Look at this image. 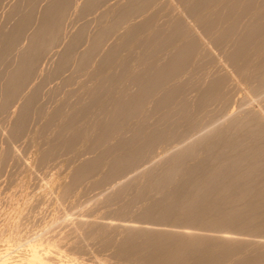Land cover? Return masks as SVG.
Masks as SVG:
<instances>
[{"label": "rangeland", "instance_id": "1", "mask_svg": "<svg viewBox=\"0 0 264 264\" xmlns=\"http://www.w3.org/2000/svg\"><path fill=\"white\" fill-rule=\"evenodd\" d=\"M258 1L0 0V263H27L25 260L31 247L37 245L38 249L49 247L51 255L46 253L49 264H67L70 259L69 264H163L166 259L162 258L168 256L164 252L167 249L174 252L178 248L183 249L180 256L184 258L178 256L173 260L174 264L178 259H182L180 264H187L191 258L188 264H193L195 257L194 264H201L202 258H205L203 264H264V211H260V207H264L261 205L262 198L264 201V0ZM56 5H59L56 8L59 12ZM33 37L40 40H33ZM31 48H35L34 53ZM66 59L68 66H65ZM202 93L207 94L203 97ZM249 131L256 139L254 142L241 139L235 144L228 140L218 143L226 132L227 137L234 135L232 139L238 140ZM211 164L217 168L223 166L224 174L221 173L216 180L214 177L210 179L212 171L210 178L204 173L205 167L210 168ZM240 168L241 172L238 171ZM172 169L178 171L171 175L169 171ZM228 174L225 183L218 181L224 176L227 178ZM237 182L238 187L243 185L241 189H226V185L235 187ZM255 183L263 184L259 187V191L263 187V195L261 191L255 194ZM177 198L183 204H177ZM230 209H240L236 212H241L235 216V211L231 213ZM242 210L247 212L244 214ZM149 248L153 252L150 250L146 254L143 250ZM52 249L62 253L65 259L54 258L56 255ZM155 249L162 250L164 257L159 258L162 262L153 260L160 256L155 254ZM4 256L8 258L4 260ZM8 259L13 263L7 262Z\"/></svg>", "mask_w": 264, "mask_h": 264}, {"label": "bare ground", "instance_id": "2", "mask_svg": "<svg viewBox=\"0 0 264 264\" xmlns=\"http://www.w3.org/2000/svg\"><path fill=\"white\" fill-rule=\"evenodd\" d=\"M1 1H3V0H1ZM92 1H93V0H92ZM98 1H99V0H98ZM116 1H117V0H116ZM212 1H213V0H212ZM228 1H229V0H228ZM230 1H231V0H230ZM233 1H234V0H233ZM250 1H251V0H250ZM259 1H260V0H259ZM259 1H258V2H259ZM6 2H7V0H6ZM71 2H72V1H71ZM73 2H74V1H73ZM96 2H97V1H96ZM112 2H113V1H112ZM201 2H202V1H201ZM236 2H237V1H236ZM252 2H253V1H252ZM2 3H3V2H2ZM56 3H57V2H56ZM63 3H64V2H63ZM86 3H87V2H86ZM174 3H175V2H174ZM205 3H206V2H205ZM254 3H255V1H254L252 4H254ZM61 4H62V3H61ZM104 4H105V3H104ZM108 4H109V3H108ZM119 4H120V3H119ZM124 4H125V3H124ZM135 4H136V3H135ZM157 4H158V3H157ZM220 4H221V2H220ZM220 4H219V5H220ZM259 4H260V3H259ZM22 5H23V4H22ZM93 5H94V4H93ZM114 5H115V4H114ZM143 5H144V4H143ZM210 5H211V4H210ZM227 5H228V3H227ZM247 5H248V4H247ZM9 6H10V5H9ZM57 6H59V5H56V7H55V6H53V7H55V9H56ZM73 6H74V5H73ZM86 6H87V5H86ZM90 6H91V5H90ZM111 6H112V5H111ZM157 6H158V5H157ZM256 6H257V5H256ZM261 6H262V5H261ZM5 7H6V6H5ZM92 7H93V6H91V8H92ZM109 7H110V6H109ZM128 7H129V6H128ZM240 7H241V6H240ZM248 7H249V5H248ZM248 7H246V8H248ZM258 7H259V6H258ZM22 8H23V6H22ZM82 8H83V7H82ZM86 8H87V7H86ZM102 8H103V7H102ZM102 8H101V9H102ZM140 8H141V7H140ZM200 8H201V7H200ZM204 8H205V7H204ZM207 8H208V7H207ZM211 8H212V7H211ZM251 8H252V7H251ZM254 8H255V6H254ZM256 8H257V7H256ZM28 9H29V8H28ZM60 9H61V8H60ZM62 9H63V8H62ZM98 9H99V7H98ZM131 9H132V8H131ZM153 9H154V8H153ZM188 9H189V8H188ZM212 9H214V8H212ZM244 9H245V8H244ZM257 9H260V8H257ZM3 10H4V8H3ZM21 10H22V9H21ZM56 10L58 11L59 9H56ZM114 10H115V9H114ZM209 10H211V9H209ZM214 10H215V9H214ZM228 10H229V7H228ZM228 10H227V11H228ZM252 10H254V9H252ZM261 10H262V9H261ZM13 11H14V10H13ZM49 11H50V10H49ZM65 11H66V10H65ZM85 11H86V10H85ZM89 11H90V10H89ZM188 11H189V10H188ZM191 11H192V10H191ZM195 11H197V10H195ZM204 11H206V9H205ZM241 11H242V9H241ZM247 11H248V9H247ZM255 11H256V10H255ZM257 11H258V10H257ZM257 11H256V12H257ZM58 12H59V11H58ZM91 12H92V11H91ZM93 12H94V11H93ZM112 12H113V11H112ZM176 12H177V11H176ZM197 12H198V11H197ZM231 12H232V11H231ZM242 12H243V11H242ZM252 12H254V11H252ZM252 12H251V13H252ZM259 12H260V11H258L257 13H259ZM15 13H16V12H15ZM33 13H37V12H34V11H33ZM106 13H107V12H106ZM187 13H188V12H187ZM202 13H203V12H202ZM243 13H244V12H243ZM19 14H20V10H19ZM57 14H58V13H57ZM62 14H63V12H62ZM62 14H61V15H62ZM104 14H105V13H104ZM117 14H118V13H117ZM148 14H149V13H148ZM205 14H206V13H205ZM207 14H208V13H207ZM216 14H217V13H216ZM226 14H229V13L227 12ZM230 14H232V13H230ZM245 14H246V13H245ZM254 14H255V16H256V13H254ZM13 15H14V14H13ZM33 15H34V14H33ZM59 15H60V14H59ZM89 15H90V13H89ZM94 15H95V14H94ZM96 15H97V14H96ZM100 15H101V14H100ZM123 15H124V13H123ZM197 15H198V14H197ZM210 15H211V14H210ZM246 15H247V14H246ZM250 15H251V14H250ZM78 16H79V14H78ZM78 16H77V17H78ZM120 16H121V15H120ZM207 16H208V15H207ZM230 16H231V15H230ZM230 16H229V17H230ZM240 16H241V13H240ZM6 17H7V16H6ZM60 17H61V16H60ZM63 17H64V16H63ZM95 17H96V16H95ZM109 17H110V15H109ZM114 17H115V16H114ZM118 17H119V16H118ZM185 17H186V16H185ZM201 17H202V16H201ZM201 17H200V19H201ZM229 17H228V20L230 19ZM252 17H253V16H252ZM257 17H258V16H257ZM28 18H29V17H28ZM57 18H58V16H57ZM61 18H62V17H61ZM61 18H60V19H61ZM91 18L93 19V17H91ZM115 18H116V17H115ZM120 18H121V17H120ZM181 18H182V17H181ZM244 18H245V17H244ZM244 18H243V19H244ZM246 18H247V17H246ZM15 19H16V18H15ZM40 19H41V18H40ZM63 19H64V18H63ZM77 19H78V18H77ZM107 19H108V18H107ZM185 19H186V18H185ZM208 19H209V18H208ZM214 19H215V18H214ZM223 19H224V18H223ZM226 19H227V17H226ZM259 19H261V18H259ZM11 20H12V19H11ZM11 20H10V21H11ZM17 20H18V19H17ZM46 20H47V19L44 20V23L47 24V21H46ZM67 20H68V19H67ZM80 20H81V19H80ZM88 20H89V19H88ZM88 20H87V21H88ZM105 20H106V19H105ZM111 20H112V18H111ZM126 20H127V19H126ZM126 20H125V21H126ZM171 20H172V19H171ZM187 20H188V19H187ZM204 20H205V19H204ZM212 20H213V19H211V22H212ZM217 20H218V19H217ZM228 20H227V21H228ZM252 20H254V17H253ZM263 20H264V19H263ZM263 20L261 21L262 23H263ZM27 21H28V20H27ZM45 21H46V22H45ZM81 21H82V20H81ZM106 21H107V20H106ZM114 21H115V20H114ZM174 21H176V20H174ZM174 21H172V22H174ZM201 21H202V20H201ZM224 21H225V20H224ZM242 21H243V20H242ZM245 21H246V19H245ZM52 22H54V21H52ZM116 22H117V20H116ZM118 22H119V20H118ZM172 22H171V23H172ZM186 22H187V21H186ZM188 22H189V21H188ZM188 22H187V23H188ZM203 22H204V21H203ZM209 22H210V20H209ZM231 22H232V21H231ZM252 22H253V21H251V23H252ZM255 22H256V20H255ZM255 22H254V23H255ZM19 23H20V22H19ZM91 23H92V22H91ZM98 23H99V22H98ZM102 23H103V22H102ZM110 23H111V22H110ZM132 23H133V22H132ZM243 23H244V22H243ZM243 23H242V24H243ZM249 23H250V22H249ZM256 23H257V22H256ZM56 24H57V22H56ZM100 24H101V23H100ZM103 24H104V23H103ZM118 24H119V23H118ZM127 24H128V23H127ZM141 24H144V23H141ZM174 24H175V23H174ZM190 24H191V23H190ZM194 24H195V23H194ZM222 24H223V23H222ZM49 25H50V23H49ZM53 25H54V24H53ZM58 25H59V24H58ZM81 25H82V24H81ZM101 25H102V24H101ZM105 25H106V24H105ZM112 25H113V24H112ZM114 25H115V24H114ZM114 25H113V26H114ZM124 25H125V24H124ZM164 25H165V24H164ZM210 25H211V24H210ZM227 25H228V24H227ZM237 25H239V24H237ZM240 25H241V24H240ZM251 25H252V24H251ZM255 25H257V24H255ZM261 25H262V24H261ZM20 26H21V25H20ZM73 26H74V24H73ZM96 26H98V25H96ZM106 26H107V25H106ZM203 26H205V25H203ZM241 26H243V25H241ZM247 26H248V25H247ZM252 26H253V25H252ZM258 26H259V25H258ZM263 26H264V25H263ZM40 27H41V26H40ZM46 27H48V29L50 28V27L48 26V24H47ZM46 27H45V28H46ZM51 27H52V24H51ZM206 27H207V26H206ZM214 27H216V26L214 25ZM32 28H33V27H32ZM93 28H94V26H93ZM97 28H98V27H97ZM174 28H175V27H174ZM174 28H173V30H174ZM178 28H179V27H178ZM209 28H210V27H209ZM211 28H212V26H211ZM235 28H236V27H235ZM237 28H238V27H237ZM239 28H240V27H239ZM252 28H253V27H252ZM254 28H255V27H254ZM263 28H264V27H262V30H263ZM40 29H41V28H40ZM68 29H69V28H68ZM74 29H75V28H74ZM100 29H101V28H100ZM131 29H132V28H131ZM138 29H139V28H138ZM165 29H166V28H165ZM170 29H171V28H170ZM194 29H195V28H194ZM213 29H215V28H213ZM256 29H257V28H256ZM259 29H260V28H259ZM23 30H24V28H23ZM46 30H47V29H46ZM61 30H62V29H61ZM72 30H73V29H72ZM97 30H98V29H97ZM97 30H96V31H97ZM106 30H107V28H106ZM128 30H129V29H128ZM191 30H192V29H191ZM206 30H207V29H206ZM231 30H232V29H231ZM234 30H235V29H234ZM240 30H241V29H240ZM245 30H246V27H245ZM253 30H255V29H253ZM257 30H258V29H257ZM257 30H256V32L258 33ZM262 30H261V31H262ZM66 31H67V30H66ZM135 31H136V30H135ZM171 31H172V30H171ZM175 31H176V30H175ZM179 31H180V30H179ZM186 31H187V30H186ZM192 31H193V30H192ZM210 31H212V30H210ZM213 31H214V30H213ZM235 31H236V30H235ZM261 31H260V32H261ZM48 32H49V31H48ZM76 32H77V31H76ZM84 32H85V31H84ZM99 32H100V31H99ZM165 32H166V31H165ZM167 32H168V31H167ZM189 32H190V31H189ZM229 32H230V31H229ZM256 32H255V33H256ZM260 32H259V34L262 35V33H260ZM49 33H50V32H49ZM94 33H95V32H94ZM114 33H115V32H114ZM127 33H128V32H127ZM163 33H164V32H163ZM173 33H174V31H173ZM214 33H215V31H214ZM219 33H220V32H219ZM219 33H218V34H219ZM232 33H234V32H232ZM232 33L230 32V34H232ZM237 33H239V32H237ZM242 33H244V32H242ZM247 33H249V32H247ZM251 33H252V32H251ZM17 34H20V32L17 33ZM17 34H15V35H17ZM68 34H69V33H68ZM74 34H75V32H74ZM77 34H79V33H77ZM101 34H102V33H101ZM110 34H111V33H110ZM128 34H129V33H128ZM130 34H131V33H130ZM167 34H168V33H167ZM186 34H187V33H186ZM218 34H217V35H218ZM222 34H223V33H222ZM222 34H221V35H222ZM235 34H236V33H235ZM21 35H22V34H21ZM65 35H66V34H65ZM92 35H93V33H92ZM157 35H158V34H157ZM182 35H183V34H182ZM200 35H201V34H200ZM240 35H241V33H240ZM240 35H239V36H240ZM246 35H247V34H246ZM254 35H255V34H254ZM254 35H253V36H254ZM257 35H258V34H257ZM257 35H256V36H257ZM46 36H47V35H46ZM72 36H73V34H72ZM106 36H107V35H106ZM127 36H128V35H127ZM127 36H126V37H127ZM131 36H132V35H131ZM155 36H156V35H155ZM250 36H251V35H250ZM21 37H22V36H21ZM77 37H79V36H77ZM77 37H76V38H77ZM82 37H83V36H82ZM104 37H105V36H104ZM179 37H180V36H179ZM184 37H185V36H184ZM199 37H201V36H199ZM234 37H235V35H234ZM234 37H233V38H234ZM251 37H252V36H251ZM254 37H255V36H254ZM257 37H258V36H257ZM259 37H260V35H259ZM14 38H16V37H14ZM14 38H13V39H14ZM18 38H19V36H18ZM35 38H38V37H33V40H34ZM41 38H42V37H41ZM71 38H72V37H71ZM76 38H75V40H77ZM90 38H91V37H90ZM107 38H108V37H107ZM153 38H154V37H153ZM186 38H187V37H186ZM205 38H206V37H205ZM231 38H232V37H230L229 39H231ZM241 38H242V37H241ZM246 38H248L249 40H252V39H250V37H246ZM252 38H253V37H252ZM260 38H261V37H260ZM260 38H259V39H260ZM42 39H43V38H42ZM79 39H80V38H79ZM101 39H102V38H101ZM179 39H180V38H179ZM182 39H183V36H182ZM237 39H239V38H236V40H237ZM36 40H37V39H36ZM38 40H40V38H38ZM38 40H37V41H38ZM52 40H53V39H52ZM80 40H81V39H80ZM87 40H88V38H87ZM89 40H90V39H89ZM89 40H88V41H89ZM93 40H95V39H93ZM157 40H158V39H157ZM180 40H181V39H180ZM232 40H233V39H232ZM232 40H231V41H232ZM254 40H258V39H257V38H254ZM50 41H51V40H50ZM71 41H72V40H71ZM122 41H123V40H122ZM127 41H128V40H127ZM144 41H145V40H144ZM144 41H143V42H144ZM195 41H196V40H195ZM202 41H203V40H202ZM227 41H228V40H227ZM241 41H242V40H241ZM244 41H245V40H244ZM247 41H248V40H247ZM47 42H48V41H47ZM73 42H74V41H73ZM148 42H149V41H148ZM158 42H159V41H158ZM166 42H167V41H166ZM175 42H176V41H175ZM190 42H191V41H190ZM209 42H210V40H209ZM216 42H217V41H216ZM229 42H230V41H229ZM233 42H234V41H233ZM248 42H250V41H248ZM256 42H257V41H256ZM259 42H260V40H259ZM259 42H257V43H259ZM263 42H264V39H263ZM263 42H262V44H263ZM32 43H33V42H32ZM38 43H39V42H38ZM38 43H37V45H38ZM75 43H77V42H75ZM79 43H80V42H79ZM114 43H115V42H114ZM144 43H145V42H144ZM144 43H143V44H144ZM152 43H153V42H152ZM162 43H163V42H162ZM205 43H206V42H205ZM212 43H213V42H212ZM220 43H221V42H220ZM235 43H236V42H235ZM242 43H243V42H242ZM17 44H18V43H17ZM33 44H34V43H33ZM33 44H32V45H33ZM72 44H73V43H72ZM84 44L86 45V43H84ZM91 44H93V43H91ZM95 44H96V42H95ZM124 44H125V43H124ZM135 44H136V43H135ZM164 44H165V43H164ZM218 44H219V43H218ZM222 44H223V43H222ZM226 44H227V42H226ZM239 44H240V43H239ZM243 44H244V43H243ZM251 44H253V43H251ZM262 44H261V45H262ZM19 45H20V44H19ZM73 45H75V44H73ZM78 45H79V44H78ZM97 45H98V44H97ZM99 45H100V43H99ZM160 45H161V44H160ZM160 45H158V46H160ZM169 45H170V44H169ZM185 45H186V44H185ZM206 45H207V44H206ZM220 45H221V44H220ZM223 45H224V44H223ZM227 45H228V44H227ZM227 45H226V46H227ZM229 45H230V44H229ZM236 45H237V44H236ZM40 46H41V45H40ZM90 46H91V45H90ZM153 46H154V45H153ZM186 46H187V45H186ZM216 46H217V45H216ZM226 46H225V47H226ZM245 46H246V45H245ZM259 46H260V45H259ZM259 46H258V47H259ZM263 46H264V45H263ZM31 47H33V46H31ZM73 47H76V46H73ZM97 47H98V46H97ZM154 47H155V46H154ZM167 47H168V46H166V48H167ZM187 47H188V46H187ZM225 47H223V48L225 49ZM227 47H228V46H227ZM236 47H237V46H236ZM238 47H239V45H238ZM241 47H242V45H241ZM248 47H249V46H248ZM252 47H254V45H253ZM28 48H30V47H28ZM44 48H45V47H44ZM76 48H77V47H76ZM80 48H81V47H80ZM92 48H93V47H92ZM161 48H162V47H161ZM161 48H160V50H161ZM174 48H175V47H174ZM207 48H208V47H207ZM234 48H235V47H234ZM239 48H240V47H239ZM243 48H244V47H243ZM245 48H246V47H245ZM249 48H250V47H249ZM10 49H11V48H10ZM33 49H35V48H31V50L28 49V51L30 50V51H32V53H34ZM136 49H137V48H136ZM142 49H144V48H142ZM151 49H153V48H151ZM163 49H164V48H163ZM185 49H186V47H185ZM190 49H191V48H190ZM220 49H221V47H220ZM228 49H229V48H228ZM246 49H247V48H246ZM252 49H253V48H252ZM254 49H255V47H254ZM259 49H260V48H259ZM20 50H21V49H20ZM20 50H19V51H20ZM72 50H73V49H72ZM78 50H79V49H78ZM86 50H87V49H86ZM90 50H91V49H90ZM140 50H141V49H140ZM175 50H176V49H175ZM233 50H234V49H233ZM261 50H262V49H261ZM11 51H12V50H11ZM28 51H27V52H28ZM30 51H29V52H30ZM120 51H121V50H120ZM176 51H177V50H176ZM191 51H192V50H191ZM191 51H190V52H191ZM216 51H218V49H217ZM224 51H225V50H224ZM224 51H223V52H224ZM226 51H227V50H226ZM226 51H225V52H226ZM236 51H237V50H236ZM239 51H240V50H238V52H239ZM247 51H248V50H247ZM263 51H264V49H263ZM27 52H26V54H27ZM29 52H28V53H29ZM35 52H36V51H35ZM76 52H77V51H76ZM80 52H81V50H80ZM85 52H87V51H85ZM117 52H118V51H117ZM160 52H161V51H160ZM169 52H170V51H169ZM220 52H221V51H220ZM245 52H246V51H244V53H245ZM251 52H252V51H251ZM255 52H256V50H255ZM10 53H11V52H10ZM10 53H9V54H10ZM32 53H31V54H32ZM71 53H72V52H71ZM118 53H119V52H118ZM131 53H132V52H131ZM228 53H229V52H228ZM236 53H237V52H235V54H236ZM242 53H243V52H242ZM256 53H257V52H256ZM258 53H259V52H258ZM26 54H23V55H26ZM29 54H30V53H29ZM66 54H68V53H66ZM77 54H78V53H77ZM155 54H156V53H155ZM239 54H241V53L239 52ZM250 54H251V53H250ZM252 54H253V52H252ZM252 54H251V56H252ZM260 54H261V53H260ZM5 55H6V54H5ZM27 55H28V54H27ZM33 55H34V54H32V56H33ZM91 55H92V54H91ZM125 55H126V54H125ZM132 55H133V54H132ZM159 55H160V54H159ZM185 55L187 56V54H185ZM192 55H193V54H192ZM223 55H224V54H223ZM223 55H222V56H223ZM225 55H226V54H225ZM225 55H224V57H225ZM248 55H249V54H248ZM254 55H255V54H254ZM40 56H41V55H40ZM69 56H70V55H69ZM71 56H72V55H71ZM155 56H156V55H155ZM175 56H176V55H175ZM182 56H183V55H182ZM238 56H239V55H238ZM241 56H242V55H241ZM241 56H240V57H241ZM258 56H259V55H258ZM10 57H11V56H10ZM10 57H9V58H10ZM30 57H31V55H30ZM88 57H89V56H88ZM91 57H92V56H91ZM138 57H139V56H138ZM156 57H157V56H156ZM163 57H164V56H163ZM168 57H169V56H168ZM224 57H223V58H224ZM226 57H228V56H226ZM234 57H235V55H234ZM252 57H253V56H252ZM252 57L250 58V56H249L248 58H250V60H251V59H253ZM9 58H8V59H9ZM12 58H13V57H12ZM23 58H24V57H22V59H23ZM36 58H37V57H36ZM51 58H52V57H51ZM64 58H65V55H64ZM67 58H68V57H67ZM86 58H87V56H86ZM99 58H100V57H99ZM179 58H180V57H179ZM228 58H229V57H228ZM228 58H227V59H228ZM22 59H21V61H22ZM26 59H28V58L26 57ZM54 59H55V58H54ZM57 59H58V58H57ZM61 59H62V58H61ZM90 59H91V58H90ZM107 59H108V58H107ZM125 59H126V58H125ZM133 59H134V58H133ZM155 59H156V58H155ZM180 59H181V58H180ZM215 59H216V58H215ZM231 59H232V57H231ZM231 59H230V60H231ZM233 59H234V58H233ZM236 59H237V57L235 58V62H236ZM64 60H65V59H64ZM66 60H67V59H66ZM100 60H101V59H100ZM138 60H139V59H138ZM157 60H158V59H157ZM169 60H170V59H168V61H169ZM171 60H172V59H171ZM176 60H177V59H176ZM199 60H201V59H199ZM220 60H221V59H220ZM250 60H249V62H250ZM253 60H254V59H253ZM5 61H6V60H5ZM30 61H31V59H30ZM34 61H36V60H34ZM37 61H38V60H37ZM123 61H125V60H123ZM146 61H147V60H146ZM179 61H181V60H179ZM185 61H186V60H185ZM203 61H204V59H203ZM226 61H227V60H226ZM232 61H234V60H232ZM232 61H231V62H232ZM19 62H20V61H19ZM24 62H25V60H24ZM26 62H27V61H26ZM60 62H63V60L60 61ZM100 62H101V61H100ZM129 62H130V61H129ZM165 62H166V61H165ZM170 62H171V61H170ZM181 62H182V61H181ZM194 62H195V61H194ZM242 62H243V61H242ZM249 62H248V63H249ZM22 63H23V62H22ZM22 63H21V66L24 64V63H23V64H22ZM27 63H28V62H27ZM27 63H25V64H27ZM189 63H190V62H189ZM219 63H220V62H219ZM244 63H245V61H244ZM7 64H8V63H7ZM17 64H18V63H17ZM35 64H36V63H35ZM66 64H68V60H67V63H65V66H68V65H66ZM103 64H104V63H103ZM185 64H186V63H185ZM207 64H208V63H207ZM252 64H253V63H252ZM50 65H51V64H50ZM60 65H61V64H60ZM114 65H115V64H114ZM137 65H138V63H137ZM161 65H162V64H161ZM176 65H178V63H177ZM194 65H195V64H194ZM244 65H245V64H243V66H244ZM9 66H10V65H9ZM21 66H20V69L22 68ZM24 66H25V65H24ZM24 66H23V67H24ZM65 66H64V67H65ZM85 66H86V65H85ZM189 66H190V65H189ZM192 66H193V65H192ZM196 66H197V65H196ZM217 66H218V65H217ZM247 66H248V65H247ZM247 66H246V67H247ZM87 67H88V66H87ZM105 67H106V66H105ZM105 67H104V68H105ZM120 67H121V66H120ZM162 67H163V66H162ZM176 67H177V66H176ZM178 67H179V66H178ZM203 67H204V66H203ZM203 67H202V68H203ZM208 67H209V65H208ZM208 67H207V68H208ZM238 67H239V65H238ZM238 67H237V68H238ZM263 67H264V66H263ZM7 68H8V67H7ZM104 68H103V69H104ZM106 68H107V67H106ZM124 68H125V67H124ZM141 68H143V67H141ZM198 68H199V67H198ZM241 68H243V67L241 66ZM255 68H256V67H255ZM10 69H11V68H10ZM17 69H18V67H17ZM35 69H36V68H35ZM70 69H71V67H70ZM74 69H75V68H74ZM160 69H161V68H160ZM176 69H177V68H176ZM179 69H180V68H179ZM186 69H187V68H186ZM186 69H185V70H186ZM204 69H205V68H204ZM248 69H249V68H248ZM262 69H263V68H262ZM18 70H19V69H18ZM58 70H59V69H58ZM77 70H78V69H77ZM119 70H120V69H119ZM139 70H140V69H139ZM191 70H192V69H191ZM200 70H201V69H200ZM207 70H208V69H207ZM207 70H206V71H207ZM61 71H62V69H61ZM79 71H81V69H80ZM88 71H89V70H88ZM174 71H175V70H174ZM176 71H177V70H176ZM208 71H209V70H208ZM8 72H9V70H8ZM16 72H17V71H16ZM18 72H19V71H18ZM18 72H17V73H18ZM149 72H150V71H149ZM182 72H183V71H182ZM204 72H205V71H204ZM210 72H211V71H210ZM244 72H246V71H244ZM263 72H264V70H263ZM47 73H48V72H47ZM58 73H59V72H58ZM80 73H81V72H80ZM83 73H84V72H83ZM165 73H166V72H165ZM180 73H181V72H180ZM201 73H202V72H201ZM201 73H200V74H201ZM206 73H208V72H206ZM212 73H213V72H212ZM250 73H251V72H250ZM14 74H15V72H14ZM19 74H20V73H19ZM67 74L69 75V73H67ZM72 74H73V73H72ZM95 74H96V73H95ZM172 74H173V73H172ZM177 74H178V73H177ZM189 74H190V73H189ZM189 74H188V75H189ZM255 74H256V72H255ZM262 74H263V73H262ZM21 75H22V74H21ZM45 75H46V74H45ZM125 75H126V74H125ZM142 75H143V74H142ZM151 75H152V74H151ZM153 75H154V74H153ZM224 75H225V74H224ZM14 76H15V75H14ZM25 76H26V74H25ZM54 76H55V75H54ZM106 76H107V75H106ZM183 76H184V75H183ZM15 77H17V76H15ZM15 77H14V78H15ZM141 77H142V76H141ZM147 77H149V76H147ZM147 77H146V78H147ZM153 77H154V76H153ZM194 77H195V76H194ZM213 77H214V76H213ZM260 77H261V76H260ZM23 78H24V77H23ZM48 78H49V77H48ZM53 78H54V77H53ZM60 78H61V77H60ZM69 78H70V77H69ZM78 78H79V77H78ZM105 78H106V77H105ZM156 78H158V77H156ZM215 78H216V77H215ZM233 78H234V77H233ZM11 79H12V78H11ZM15 79H16V78H15ZM65 79H66V78H65ZM72 79H73V78H72ZM75 79H76V78H75ZM100 79H101V78H100ZM130 79H131V78H130ZM153 79H154V78H153ZM183 79H184V78H183ZM234 79H235V78H234ZM13 80H14V79H13ZM16 80H17V79H16ZM16 80H15V81H16ZM22 80H23V79H22ZM33 80H34V79H33ZM46 80H47V79H46ZM56 80H57V79H56ZM121 80H122V79H121ZM128 80H129V79H128ZM132 80H133V79H132ZM155 80H156V79H155ZM159 80H160V79H159ZM159 80H158V81H159ZM211 80H212V79H211ZM17 81H18V80H17ZM51 81H52V80H51ZM69 81H70V80H69ZM109 81H110V80H109ZM187 81H188V80H187ZM208 81H209V80H208ZM248 81H249V80H248ZM11 82H12V81H11ZM30 82H31V81H30ZM73 82H74V81H73ZM124 82H125V81H124ZM152 82H153V81H152ZM212 82H213V81H212ZM231 82H232V81H231ZM13 83L16 85V82H13ZM64 83H65V82H64ZM91 83H92V82H91ZM105 83H106V82H105ZM107 83H108V82H107ZM126 83H127V82H126ZM162 83H163V82H162ZM162 83H161V84H162ZM170 83H171V82H170ZM203 83H204V81H203ZM206 83H207V82H206ZM215 83H216V82H215ZM218 83H219V82H218ZM10 84H11V83H10ZM55 84H56V83H55ZM100 84H101V83H100ZM103 84H104V83H103ZM159 84H160V83H159ZM173 84H174V83H173ZM185 84H186V83H185ZM48 85H49V84H48ZM124 85H125V84H124ZM129 85H130V83H129ZM171 85H172V84H171ZM183 85H184V84H183ZM190 85H191V84H190ZM197 85H198V84H197ZM206 85H207V84H206ZM16 86H17V85H16ZM57 86H58V85H57ZM62 86H63V85H62ZM125 86H126V85H125ZM131 86H132V85H131ZM131 86H130V87H131ZM148 86H149V85H148ZM151 86H152V85H151ZM188 86H189V85H188ZM213 86H215V85H212V87H213ZM218 86H219V85H218ZM218 86H217V88H218ZM241 86H242V85H241ZM11 87H12V85H11ZM34 87H35V86H34ZM97 87H98V86H97ZM97 87H96V88H97ZM106 87H107V84H106ZM108 87H109V86H108ZM118 87H119V86H118ZM120 87H121V86H120ZM126 87H127V86H126ZM13 88H14V87H13ZM122 88H123V87H122ZM132 88H133V87H132ZM153 88H154V87H153ZM155 88H156L155 90H157V87H155ZM24 89H25V88H24ZM39 89H40V88H39ZM128 89H129V88H128ZM147 89H148V88H147ZM175 89H176V88H175ZM210 89H211V88H210ZM12 90H13V89H12ZM55 90H56V89H55ZM59 90H60V89H59ZM145 90H146V89H145ZM200 90H201V89H200ZM218 90H219V89H218ZM36 91H37V90H36ZM53 91H54V90H53ZM91 91H92V90H91ZM102 91H103V90H102ZM108 91H109V90H108ZM152 91H153V90H152ZM159 91H160V90H159ZM162 91H163V90H162ZM216 91H217V89H216ZM17 92H18V91H17ZM50 92H51V91H50ZM123 92L125 93L124 90H123ZM150 92H151V89H150ZM153 92H154V91H153ZM218 92H219V91H218ZM221 92H222V90H221ZM227 92H228V91H227ZM15 93H16V92H15ZM21 93H22V92H21ZM37 93H38V92H37ZM97 93H98V92H97ZM159 93H160V92H159ZM162 93H163V92H162ZM174 93H175V92H174ZM92 94H93V93H92ZM112 94H113V93H112ZM131 94H132V93H131ZM177 94H178V93H177ZM193 94H194V93H193ZM200 94H201V93H200ZM206 94H207V93H206ZM206 94H204V95H206ZM215 94H216V93H215ZM217 94H218V93H217ZM9 95H10V94H9ZM107 95H109V93H108ZM114 95H115V94H114ZM120 95H121V93H120ZM125 95H126V93H125ZM144 95H145V94H144ZM202 95H203V93H202ZM204 95H203V97H204ZM103 96H104V95H103ZM123 96H124V95H123ZM162 96H163V95H162ZM249 96H250V95H249ZM124 97H125V96H124ZM186 97H187V96H186ZM203 97H202V98H203ZM19 98H20V97H19ZM112 98H113V97H112ZM114 98H116V97H114ZM125 98H126V97H125ZM128 98H129V97H128ZM148 98H149V97H148ZM155 98H157V97H155ZM182 98H183V97H182ZM194 98H195V97H194ZM194 98H193V99H194ZM199 98H201V96H200ZM231 98H232V97H231ZM21 99H22V98H21ZM29 99H30V98H29ZM29 99L27 98V100H29ZM37 99H38V98H37ZM130 99H131V97H130ZM150 99H151V98H150ZM196 99H197V98H196ZM134 100H135V99H134ZM181 100H182V99H181ZM39 101H40V100H39ZM92 101H93V98H92ZM95 101H96V100H95ZM129 101H131V100H129ZM187 101H188V100H187ZM197 101L199 102L200 100H197ZM31 102H32V101H31ZM34 102H35V101H34ZM41 102H42V101H41ZM57 102H58V101H57ZM80 102H81V101H80ZM89 102H90V101H89ZM107 102H108V101H107ZM120 102H121V101H120ZM141 102H143V101H141ZM144 102H145V101H144ZM155 102H156V101H155ZM177 102H178V101H177ZM188 102H189V101H188ZM194 102H195V101H194ZM194 102H192V105H193ZM200 102H201V101H200ZM213 102H214V101H213ZM97 103H98V102H97ZM103 103H104V102H103ZM111 103H112V102H111ZM113 103H114V102H113ZM123 103H124V102H123ZM123 103H122V104H123ZM132 103H133V102H132ZM43 104H44V103H43ZM43 104H42V105H43ZM63 104H65V103H63ZM95 104H96V103H95ZM108 104H109V103H108ZM117 104H118V103H117ZM125 104H126V103H125ZM164 104H165V102H164ZM177 104H178V103H177ZM188 104H189V103H188ZM197 104H198V103H197ZM32 105H33V104H32ZM61 105H62V104H61ZM61 105H60V106H61ZM72 105H73V104H72ZM86 105H87V104H86ZM92 105H93V104H92ZM98 105H99V104H98ZM106 105H107V104H106ZM162 105H163V104H162ZM195 105H196V104H195ZM63 106H64V105H63ZM65 106H66V105H65ZM101 106H102V105H101ZM101 106H100V108H101ZM111 106H113V105H111ZM164 106H165V105H164ZM77 107H78V106H77ZM142 107H143V106H142ZM191 107H193V106H191ZM25 108H26V105H25ZM73 108H74V107H73ZM144 108H145V106H144ZM163 108H164V107H163ZM188 108H189V106H188ZM75 109H76V108H75ZM86 109H87V108H86ZM109 109H110V108H109ZM164 109H165V108H164ZM218 109H219V108H218ZM31 110H32V109H31ZM42 110H43V109H42ZM63 110H64V109H63ZM72 110H73V109H72ZM89 110H90V108H89ZM102 110H103V109H102ZM102 110H101V111H102ZM104 110H105V109H104ZM125 110H126V109H125ZM144 110H145V109H144ZM157 110H158V109H157ZM180 110H181V109H180ZM55 111H56V110H55ZM68 111H69V110H68ZM73 111H74V110H73ZM85 111H86V110H85ZM92 111H93V109H92ZM110 111H111V110H110ZM130 111H131V110H130ZM255 111H256V110H255ZM36 112H37V111H36ZM80 112H81V111H80ZM125 112H127V111H125ZM131 112H132V111H131ZM137 112H138V111H137ZM155 112H156V111H155ZM163 112H165V110H164ZM189 112H191V111H189ZM37 113H38V112H37ZM71 113H72V112H71ZM73 113L75 114V112H73ZM81 113H82V112H81ZM108 113H109V112H108ZM108 113H107V114H108ZM114 113H115V112H114ZM129 113H130V112H129ZM135 113H136V112H135ZM135 113H134V114H135ZM166 113H167V112H166ZM68 114H69V113H68ZM94 114H95V113H94ZM103 114H105V113H103ZM124 114H125V113H124ZM141 114H142V113H141ZM157 114H158V113H157ZM164 114H165V113H164ZM172 114H173V113H172ZM247 114H248V113H247ZM56 115H57V113H56ZM66 115H67V114H66ZM82 115H83V114H82ZM82 115H81V116H82ZM97 115H98V114H97ZM111 115H112V113H111ZM166 115H167V114H166ZM185 115H186V114H185ZM253 115H254V114H253ZM46 116H47V115H46ZM87 116H88V115H87ZM95 116H96V115H95ZM100 116H101V115H100ZM105 116H106V115H105ZM115 116H116V115H115ZM124 116H125V115H124ZM33 117H34V116H33ZM41 117H42V116H41ZM85 117H86V116H85ZM85 117H84V118H85ZM88 117H89V116H88ZM91 117H92V119H93V116H91ZM101 117H102V116H101ZM135 117H136V116H135ZM137 117H138V116H137ZM137 117H136V118H137ZM142 117H143V115H142ZM151 117H152V116H151ZM169 117H170V116H169ZM182 117H183V116H182ZM63 118H64V117H63ZM77 118H78V117H77ZM84 118H83V119H84ZM112 118H113V116H112ZM118 118H119V116H118ZM149 118H150V116H149ZM171 118H172V117H171ZM19 119H20V118H19ZM31 119H32V118H31ZM37 119H38V118H37ZM86 119H87V118H86ZM96 119H97V118H96ZM115 119H116V118H115ZM133 119H134V118H133ZM164 119H165V118H164ZM174 119H175V118H174ZM68 120H69V119H68ZM81 120H82V119H81ZM142 120H143V119H142ZM145 120H146V119H145ZM158 120H159V119H158ZM195 120H196V119H195ZM197 120H198V119H197ZM44 121H45V119H44ZM71 121H73V120H71ZM77 121H78V119H77ZM109 121H110V120H109ZM111 121H112V120H111ZM115 121H117V120H115ZM123 121H124V120H123ZM135 121H136V120H135ZM175 121H176V120H175ZM178 121H179V120H178ZM19 122H20V121H19ZM38 122H39V121H38ZM93 122H94V121H93ZM146 122H147V121H146ZM161 122H162V121H161ZM63 123H64V122H63ZM69 123H70V122H69ZM77 123H78V122H77ZM82 123H83V122H82ZM109 123H110V122H109ZM113 123H114V122H113ZM185 123H186V122H185ZM191 123H192V121H191ZM196 123H197V122H196ZM200 123H201V122H200ZM20 124H21V123H20ZM43 124H44V123H43ZM66 124H67V123H66ZM73 124H74V122H73ZM104 124H105V123H104ZM107 124H108V123H107ZM136 124H137V123H136ZM140 124H141V123H140ZM154 124H155V123H154ZM160 124H162V123H160ZM22 125H23V124H22ZM35 125H36V124H35ZM82 125H83V124H82ZM141 125H142V124H141ZM193 125H194V124H193ZM20 126H21V125H19V127H20ZM40 126H41V124H40ZM46 126H47V125H46ZM49 126H50V125H49ZM71 126L73 127V125H71ZM78 126H79V125H78ZM87 126H88V125H87ZM123 126H124V125H123ZM126 126H127V125H126ZM129 126H130V125H129ZM138 126H139V125H138ZM147 126H148V125H147ZM161 126H162V125H161ZM178 126H179V125H178ZM21 127H22V126H21ZM44 127H45V126H44ZM88 127H90V126H88ZM94 127H95V126H94ZM94 127H93V128H94ZM175 127H176V126H175ZM184 127H185V126H184ZM68 128H69V127H68ZM68 128H66V129H68ZM167 128H168V127H167ZM16 129H17V128H16ZM21 129H22V128H21ZM87 129H88V128H87ZM87 129H86V131H87ZM106 129H107V128H106ZM113 129H114V128H113ZM127 129H128V128H127ZM129 129H130V128H129ZM156 129H157V128H156ZM162 129H163V128H162ZM230 129H231V128H230ZM245 129H246V128H245ZM22 130H23V129H22ZM93 130H94V129H93ZM100 130H101V129H100ZM157 130H158V129H157ZM157 130H156V131H157ZM218 130H219V129H218ZM250 130H251V128H250ZM37 131H38V130H37ZM81 131H82V130H81ZM94 131H95V130H94ZM98 131H99V130H98ZM104 131H105V129H104ZM109 131H111V130H109ZM128 131H130V130H128ZM166 131H167V130H166ZM216 131H217V130H216ZM223 131H224V130H223ZM24 132H25V131H24ZM24 132H22V133H24ZM99 132H100V131H99ZM116 132H117V129H116ZM132 132H133V131H132ZM148 132H149V131H148ZM239 132H240V131H239ZM39 133H40V131H39ZM100 133H102V132H100ZM128 133H129V132H128ZM146 133H147V132H146ZM146 133H145V134H146ZM229 133H230V132H229ZM231 133H232V132H231ZM37 134H38V133H37ZM126 134H127V133H126ZM150 134H151V133H150ZM153 134H154V133H153ZM223 134H224V133H223ZM226 134H228V133L226 132ZM226 134H225V136H224L223 139L220 138V139L218 140V143H219V144H220V142L223 144V143H225L227 140L230 141V142L232 141L234 144H235V142L238 143V141H240L241 139H247V142H248V140L250 141V139H251L253 142L256 140V139L254 138V136L250 133V131H249V132H246V133L244 134L245 136H244V135L242 136L243 138H240V139H239V137H238V140H237V138H236V139H232V138H234V135H233L232 138H230V137H227ZM232 134H233V133H232ZM235 134H236V133H235ZM250 134H251V135H250ZM84 135H85V134H84ZM89 135H90V134H89ZM157 135H158V134H157ZM216 135H217V134H216ZM221 135H222V134H221ZM228 135H229V134H228ZM236 135H237V134H236ZM239 135H240V134H238V136H239ZM254 135H256V133H255ZM258 135H259V134H258ZM260 135H261V134H260ZM103 136H106V135H103ZM250 136H251V138H250ZM94 137H95V136H94ZM96 137H97V136H96ZM111 137L113 138V135H112V134H111ZM175 137H176V136H175ZM220 137H221V136H220ZM236 137H237V136H236ZM244 137H245V138H244ZM17 138H18V137H17ZM22 138H23V137H22ZM91 138H92V137H91ZM109 138H110V136H109ZM133 138H134V137H133ZM217 138H218V137H217ZM100 139H102V138L100 137ZM131 139H132V138H131ZM157 139H158V138H157ZM56 140H57V139H56ZM128 140H129V139H128ZM128 140H127V141H128ZM161 140H162V139H161ZM207 140H208V139H207ZM223 140H224V141H223ZM258 140H259V139H258ZM20 141H21V140H20ZM50 141H51V140H50ZM53 141H54V140H53ZM143 141H144V140H143ZM245 141H246V140H245ZM18 142H19V141H18ZM22 142H23V141H22ZM31 142H32V141H31ZM58 142H59V141H58ZM72 142H73V141H72ZM80 142H81V141H80ZM102 142H103V141H102ZM106 142H107V141H106ZM108 142H109V141H108ZM141 142H142V141H141ZM152 142H153V141H152ZM216 142H217V139H216ZM232 142H231V143H232ZM240 142H241V141H240ZM242 142H244V141H242ZM25 143H26V142H25ZM37 143H38V142H37ZM82 143H83V142H82ZM111 143H112V142H111ZM111 143H110V144H111ZM147 143H148V141H147ZM149 143H150V142H149ZM198 143H199V142H198ZM205 143H206V140H205ZM209 143H210V142H209ZM209 143H208V144H209ZM218 143H217V144H218ZM256 143H257V142H256ZM259 143H261V142H259ZM259 143H258V144H259ZM103 144H104V143H103ZM108 144H109V143H108ZM131 144H132V143H131ZM222 144H221V145H222ZM239 144H240V143H239ZM244 144H245V143H244ZM247 144H248V143H247ZM45 145H46V144H45ZM52 145H53V144H52ZM57 145H58V144H57ZM87 145H88V144H87ZM148 145H149V144H148ZM153 145H154V143H153ZM221 145H219L218 147H220ZM229 145H230V144H229ZM242 145H243V144H242ZM36 146H37V145H36ZM42 146H43V145H42ZM53 146H54V145H53ZM73 146H74V145H73ZM81 146H82V145H81ZM88 146H89V145H88ZM143 146H144V145H143ZM145 146H146V145H145ZM215 146L217 147V145H215ZM215 146H214V147H215ZM230 146H231V145H230ZM77 147H78V146H77ZM79 147H80V145H79ZM83 147H84V146H83ZM86 147H87V146H86ZM101 147H102V146H101ZM108 147H109V146H108ZM112 147H113V146H112ZM114 147H115V146H114ZM114 147H113V148H114ZM120 147H122V146H120ZM138 147H140V146H138ZM138 147H137V148H138ZM141 147H142V145H141ZM214 147H213V148H214ZM222 147H223V146H222ZM259 147H260V146H259ZM44 148H45V147H44ZM48 148H49V146H48ZM57 148H58V147H57ZM110 148H111V147H110ZM208 148H209V147H208ZM29 149H30V147H29ZM46 149H47V148H46ZM58 149H59V148H58ZM104 149H105V148H104ZM214 149H215V148H214ZM219 149H220V148H219ZM38 150H39V149H38ZM41 150H43V149H41ZM52 150H53V149H52ZM52 150H50V151H52ZM55 150H56V149H55ZM89 150H90V146H89ZM95 150H96V149H95ZM105 150H106V149H105ZM115 150H116V149H115ZM24 151H25V150H24ZM35 151H36V150H35ZM48 151H49V150H48ZM84 151H85V150H84ZM120 151H122V150H120ZM253 151H254V150H253ZM40 152H43V151H40ZM95 152H96V151H95ZM109 152H110V151H109ZM117 152H118V151H116L115 153H117ZM74 153H75V152H74ZM121 153H122V152H121ZM198 153H199V152H198ZM53 154H54V153H53ZM79 154H80V153H79ZM96 154H97V153H96ZM117 154H120V153H117ZM45 155H46V154H45ZM50 155H51V154H50ZM81 155H82V154H81ZM230 155H231V154H230ZM9 156H10V155H9ZM40 156H41V154H40ZM79 156H80V155H79ZM92 156H93V155H92ZM100 156H102V155H100ZM114 156H115V155H113V157H114ZM121 156H122V155H121ZM123 156H124V155H123ZM43 157H44V156H43ZM84 157H86V156H84ZM124 157H125V156H124ZM35 158H36V157H35ZM39 158H40V157H39ZM41 158H42V157H41ZM94 158L97 159V157H95V156H94ZM242 158H243V157H242ZM36 159H37V158H36ZM82 159H83V158H82ZM106 159H108V158H106ZM113 159H114V158H113ZM121 159H122V158L120 157V160H121ZM206 159H207V158H206ZM41 160H42V159H41ZM45 160H46V159H45ZM118 160H119V159H118ZM120 160H119V161H120ZM122 160H123V159H122ZM216 160H217V159H216ZM241 161H242V160H241ZM57 162H58V161H57ZM69 162H70V161H69ZM112 162H113V161H112ZM174 162H175V161H174ZM177 162H178V161H177ZM205 162H206V161H205ZM50 163H51V162H50ZM58 163H59V162H58ZM70 163H71V162H70ZM93 163H94V162H93ZM178 163H180V162H178ZM211 163H212V162H211ZM41 164H42V163H41ZM53 164H54V163H53ZM106 164H107V163H106ZM192 164H193V163H192ZM202 164H203V163H202ZM204 164H205V163H204ZM208 164H209V163H208ZM213 164H214V163H213ZM213 164L210 165V168H211V169H210V168H206V167L204 166V167H205V169H204V173H206V174L208 173V175H209V174L211 175V172H210V171H212V174H213L212 177L210 178V175H209L208 178L212 179V178L214 177L215 180H216V179L218 178V176H219V175L221 176V173H223L222 168H221L222 165L219 166V167L221 168V169H220L219 167L217 168V166H216V167L213 166ZM90 165H92V163H90ZM241 165L243 166V164H241ZM263 165H264V164H263ZM95 166H96V165H95ZM109 166H110V165H109ZM115 166H116V165H115ZM198 166H199V165H198ZM200 166H201V165H200ZM200 166H199V167H200ZM206 166H207V165H206ZM91 167H92V166H91ZM201 167H202V166H201ZM207 167H208V166H207ZM222 167H223V166H222ZM229 167H230V166H229ZM71 168H72V167H71ZM97 168H98V167H97ZM104 168H105V167H104ZM112 168H113V166H112ZM174 168H175V167H174ZM174 168H173V169H174ZM225 168H226V166H225ZM242 168H243V167H242ZM252 168H253V167H252ZM263 168H264V167H263ZM72 169H73V168H72ZM91 169H92V168H91ZM157 169H158V166H157ZM173 169H172L171 171H169V173H170L171 175H173L175 171H176V172L178 171V170H174V171H173ZM184 169H185V168H184ZM236 169H238V168H236ZM254 169H255V168H254ZM116 170H117V169H116ZM154 170H155V169H154ZM240 170H241V168H240L238 171H240ZM92 171H93V170H92ZM122 171H123V170H122ZM155 171H156V170H155ZM241 171H242V170H241ZM241 171H240V172H241ZM8 172H9V170H8ZM68 172H71V171H68ZM176 172H175V173H176ZM179 172H180V171H179ZM179 172H178V173H179ZM184 172H185V171H184ZM193 172H194V171H193ZM215 172H216V173H215ZM226 172H227V171H226ZM246 172H247V170H246ZM249 172H250V171H248L247 173H249ZM263 172H264V171H263ZM66 173H67V171H66ZM161 173H162V172H161ZM165 173H167V172H165ZM165 173H164V174H165ZM185 173H186V172H185ZM194 173H195V172H194ZM231 173H232V172H231ZM238 173H239V172H238ZM78 174H79V173H78ZM159 174H160V173H159ZM200 174H201V173H200ZM223 174H224V173H223ZM225 174H226V173H225ZM232 174H233V173H232ZM256 174H257V173H256ZM75 175L77 176V174H75ZM165 175H166V174H165ZM184 175H185V174H184ZM254 175H255V173H254ZM107 176H108V175H107ZM166 176H167V175H166ZM142 177H143V176H142ZM198 177H199V176H198ZM200 177H201V175H200ZM204 177H206V176H204ZM226 177H227V178H225V176H224V178H219L218 181L220 182L221 180H223V181H221V183H222V182L228 180V179H229V174H228ZM230 177H231V175H230ZM261 177H262V176H261ZM261 177H260V178H261ZM74 178H75V177H74ZM160 178H161V177H160ZM236 178H237V177H236ZM240 178H241V176H240ZM251 178H253V177H251ZM75 179H76V178H75ZM77 179H78V178H77ZM161 179H162V178H161ZM161 179H160V180H161ZM165 179H166V181H167V178H165ZM181 179H182V178H181ZM183 179H185V178H183ZM191 179H192V178H191ZM204 179H205V178H204ZM206 179H207V178H206ZM231 179L233 180L234 178L232 177ZM244 179H245V178H244ZM139 180H140V179H139ZM143 180H144V179H143ZM160 180H159V181H160ZM162 180H164V179H162ZM162 180H161V181H162ZM202 180H203V179H202ZM238 180H239V178H237V181H238ZM258 180L261 181V179H258ZM83 181H85V180H83ZM206 181L208 182V179H207ZM79 182H80V181H79ZM145 182H146V181H145ZM154 182H155V181H154ZM186 182H187V181H186ZM197 182H198V181H197ZM214 182H216V181H214ZM229 182H230V181H229ZM234 182H235V180H234ZM240 182H241V181H240ZM240 182H239V183H240ZM254 182H255V181H254ZM167 183H168V182H167ZM191 183H192V182H191ZM199 183H201V182L199 181ZM224 183H225V182H224ZM224 183H223V184H224ZM226 183H227V182H226ZM79 184H80V183H79ZM164 184H165V183H164ZM209 184H210V183H209ZM211 184H213V183H211ZM214 184H217V183H214ZM255 184H257V183H255ZM131 185H132V184H131ZM162 185H163V184H162ZM162 185H161V186H162ZM221 185H222V184H221ZM221 185L217 187V188H219L218 190L221 189ZM229 185H230V184H228V186H229ZM232 185H233V183H232ZM240 185H241V184H240ZM260 185L263 186V184H260ZM260 185H258V184H257V186L254 185L255 188L253 187V189H254L255 194L257 193V191H259V187H260ZM68 186H69V185H68ZM159 186H160V185H159ZM174 186H175V185H174ZM204 186H205V185H204ZM211 186L214 187V185H211ZM236 186H237V187H236ZM241 186H243V185H241ZM241 186L238 187V182H237V184L235 185V187L232 186V187H229V188H228L227 185H226V189H231V188H232V189H236V188L241 189V188H242ZM262 186H261V188L263 189L264 186H263V187H262ZM139 187H140V186H139ZM147 187H148V186H147ZM163 187H164V185L162 186V188H163ZM202 187H203V186H202ZM205 187H207V186H205ZM215 187H216V186H215ZM224 187H225V184H224V186H223L222 189H224ZM69 188H70V187H69ZM153 188H154V187H153ZM155 188H156V187H155ZM159 188H160V187H159ZM173 188H174V187H173ZM180 188H181V187H180ZM217 188H213V189H216V190H217ZM244 188H245V187H244ZM157 189H158V187H157ZM157 189H156V190H157ZM168 189H169V188H168ZM176 189H177V188H176ZM201 189H202V188H201ZM201 189H200V190H201ZM203 189H204V188H203ZM203 189H202V190H203ZM238 189H237V190H238ZM262 189L260 190V191H261V194L264 192V191H263L264 189H263V190H262ZM150 190H152V189H150ZM172 190H173V189H172ZM177 190H178V189H177ZM179 190H180V189H179ZM200 190H199V191H200ZM202 190H201V191H202ZM207 190H208V189H207ZM237 190H236V191H237ZM242 190H243V189H242ZM137 191H138V190H137ZM160 191H161V189H160ZM169 191H170V190H169ZM199 191L197 192V194H199ZM230 191H231V190H230ZM234 191H235V190H234ZM260 191H259L258 193H260ZM262 191H263V192H262ZM134 192H135V191H134ZM144 192H146V194H147V191H144ZM152 192H153V191H152ZM184 192H185V191H184ZM189 192H190V191H189ZM193 192H194V191H193ZM226 192H227V191H226ZM243 192H244V191H243ZM141 193H142V192H141ZM141 193H140V194H141ZM149 193H150V191H149ZM165 193H166V192H165ZM174 193H175V192H174ZM205 193H206V192H205ZM235 193H237V192H235ZM239 193H241V192H239ZM249 193H250V192H249ZM258 193H257V194H258ZM140 194H139V196L142 197V194H141V195H140ZM144 194H145V193H144ZM153 194H154V193H153ZM220 194H221V193H220ZM226 194H227V193H226ZM257 194H256V195H257ZM261 194H259V197H260ZM163 195H164V194H163ZM176 195H177V194H176ZM190 195H191V193H190ZM217 195H219V194H217ZM240 195H241V194H240ZM248 195H249V194H248ZM256 195H255V196H256ZM262 195H263V194H262ZM262 195H261V196H262ZM159 196H161V195H159ZM169 196H170V195H169ZM174 196H175V195H174ZM192 196H193V195H192ZM197 196L200 197V195H197ZM230 196H231V195H230ZM232 196L235 197L234 195H232ZM232 196H231V197H232ZM236 196H237V195H236ZM238 196H239V195H238ZM238 196H237V197H238ZM124 197H125V195H124ZM131 197H132V196H131ZM225 197H226V196H225ZM242 197H243V196H242ZM247 197H248V196H247ZM262 197H263V196H262ZM149 198H150V197H149ZM155 198H156V197H155ZM163 198H164V197H163ZM172 198H173V197H172ZM167 199H168V198H167ZM170 199H171V198H170ZM196 199H198V198H196ZM231 199H232V198H231ZM233 199H234V198H233ZM237 199H238V198H237ZM245 199H246V198H245ZM134 200H135V199H134ZM136 200H138V199H136ZM153 200H154V199H153ZM175 200H178V202H177V204H178L180 199L177 198V199H175ZM181 200H182V199H181ZM187 200H188V199H187ZM235 200H236V199H235ZM254 200H255V199H254ZM158 201H159V200H158ZM160 201H161V200H160ZM168 201H169V200H168ZM221 201H222V200H221ZM138 202H139V201H138ZM142 202H143V201H142ZM142 202H141V203H142ZM144 202H145V201H144ZM151 202H152V201H151ZM162 202H163V201H162ZM186 202H187V201H186ZM259 202H260V201H259ZM139 203H140V202H139ZM145 203H146V202H145ZM174 203H175V205H176V202H174ZM174 203H173V204H174ZM180 203H182V201H181ZM180 203H179V204H180ZM231 203H232V202H231ZM250 203H251V202H250ZM161 204H162V203H161ZM182 204H183V203H182ZM188 204H189V203H188ZM188 204H187V205H188ZM234 204H235V203H233L232 206H235ZM262 204H264L263 198H262V201H261V205H262ZM141 205H142V204H141ZM187 205H186V206H187ZM228 205H229V204H228ZM144 206H145V205H144ZM156 206H157V203H156ZM159 206H160V205H159ZM167 206L170 207L169 205H167ZM179 206H180V205H179ZM186 206H185L184 208H186ZM249 206H250V205H249ZM255 206H256V204H255ZM255 206H254V207H255ZM259 206H260V205H259ZM259 206H258V207H259ZM168 207H167V208H168ZM171 207L174 208V205L171 206ZM175 207H176V206H175ZM206 207H207V206H206ZM151 208H152V206H151ZM158 208H159V207H158ZM167 208H166V210H167ZM176 208H178V207H176ZM176 208H175V209H176ZM179 208H180V207H179ZM229 208H231V207H229ZM229 208H228V210H229ZM232 208H233V207H232ZM236 208H237V206H236ZM241 208H242V207H241ZM263 208H264V207H263ZM263 208L260 207V211H264ZM181 209H182V208H181ZM261 209H262V210H261ZM169 210H171V208H170ZM173 210H174V209H173ZM238 210H240V209H238ZM238 210L233 209V211H232V210L230 209V211H232L231 213H233V212L235 211L234 215H235V214L237 215L239 212H241V211L236 212V211H238ZM167 211H168V210H167ZM167 211H165V212H167ZM174 211H175V210H174ZM191 211H192V210H191ZM244 211H245V210H242V212H244ZM255 211H256V209H255ZM257 211L259 212V210H257ZM123 212H124V211H123ZM163 212H164V211H163ZM165 212H164V213H165ZM192 212H193V211H192ZM228 212H229V211H228ZM245 212H247V211H245ZM245 212H244V214H245ZM248 212L250 213V210H249ZM251 212H252V208H251ZM258 212H257V213H258ZM119 213H120V212H119ZM175 213H176V212H175ZM261 213H262V212H261ZM157 214H158V213H157ZM165 214L168 215L169 213H168V214L165 213ZM171 214H172V211H171ZM173 214H174V213H173ZM229 214H230V212H229L227 215H229ZM262 214H264V213H262ZM232 215H233V214H232ZM236 215H235V216H236ZM247 215H248V214H247ZM173 216H175V215H172V217H173ZM177 216H178V215H177ZM177 216H176V217H177ZM179 216H181V215H179ZM238 216H240V214H239ZM238 216H237V217H238ZM241 216H242V215H241ZM243 216H244V215H243ZM243 216H242V217H243ZM166 217H167V216H166ZM260 217H263V216L261 215ZM164 218H165V217H164ZM224 218H225V217H224ZM226 218H227V217H226ZM229 218H230V217H229ZM232 219H233V218H232ZM170 220H171V219H170ZM213 220H214V219H213ZM230 220H231V219H230ZM209 221H210V220H209ZM211 221H212V219H211ZM214 221H215V220H214ZM228 221H229V220H228ZM237 221H238V220H237ZM193 222H194V221H193ZM212 222H213V221H212ZM210 223H211V222H210ZM234 223H235V222H234ZM119 231H120V230H119ZM80 233H81V232H80ZM103 234H104V233H103ZM113 235H114V234H113ZM129 235H130V234H129ZM33 237H34V236H33ZM35 237H36V236H35ZM35 237H34V238H35ZM37 238H38V237H37ZM41 239H42V238H41ZM112 239H113V238H112ZM128 239H129V238H128ZM28 240H29V239H28ZM31 240H32V239H31ZM34 240H35V239H34ZM34 240H33V241H34ZM102 240H103V239H102ZM105 240H106V239H105ZM38 241H39V240H38ZM154 241H155V240H154ZM11 242H12V241H11ZM28 242H29V241H28ZM30 242H31V241H30ZM34 242H35V241H34ZM128 242H129V241H128ZM35 243H37V242H35ZM126 243H127V242H126ZM12 244H13V242H12ZM19 244H20V243H19ZM39 244H40V243H39ZM57 244H58V243H57ZM117 244H118V243H117ZM121 245H122V244H121ZM127 245H128V243H127ZM150 245H151V244H150ZM167 245H168V244H167ZM36 246H37V245H36ZM36 246L31 247V250H30V253H29V257H28V259H27V258H24V259H27V260H25V262H27V263H21V261L19 260V261H20V264H49V263H48V262H49V259H48L47 255H46V253H49V255H51V254H50V251H49V249H48L49 247H47L46 249H45V248H44V249H42V248H41V249H40V248L38 249V247H36ZM53 246H54V244H53ZM55 246H56V245H55ZM58 246H59V245H58ZM159 246H160V244H159ZM175 246H176V245H175ZM39 247H40V246H39ZM127 247H128V246H127ZM133 247H134V246H133ZM140 247H141V246H140ZM143 247H144V246H143ZM148 247H149V245H148ZM154 247H155V246H154ZM136 248H137V247H136ZM146 248H147V247H146ZM150 248H151V247H150ZM150 248L147 249V250H143V251L147 254L148 252H150V250H151ZM177 248H178V247H177ZM211 248H213V247H211ZM55 249H56V248H55ZM59 249H60V248H59ZM74 249H75V248H74ZM131 249H133V248H131ZM134 249H135V248H134ZM144 249H145V248H144ZM162 249H164V248H162ZM178 249H179V248H178ZM178 249H177L176 251H174V252H172L173 250H172V251H169V250L167 249V251L164 252V254L166 253L165 256L168 255L167 258H165L164 256H162V255H163V254H162V250H158V249L156 250V249H155V250H156V251H155V254H156V255H160V256H157L156 258H153V260H156V259L160 260L159 258L164 257V258H162V259H166V262H164V263H166V264H171V262H173L174 259H177V257L180 256V253L183 251V249H182V251H181V248H180V250H178ZM184 249H185V248H184ZM186 249H187V248H186ZM50 250H51V249H50ZM52 250H53V249H52ZM153 250H154V249H153ZM165 250H166V249H165ZM75 251H76V250H75ZM103 251H104V250H103ZM105 251H106V250H105ZM127 251H129V250H127ZM136 251H137V250H136ZM151 251H152V250H151ZM188 251H189V250H188ZM5 252H6V251H5ZM53 252H54V254L56 255V257H54V258H58V259L60 258L61 260H62V258L65 259V256H63V254L60 253L58 250H57V251H54V250H53ZM53 252H51V253H53ZM66 252H67V251H66ZM94 252H95V251H94ZM144 252H143V254L145 255ZM152 252H153V251H152ZM191 252H192V251H191ZM191 252H190V254H191ZM128 253H129V252H128ZM193 253H194V252H193ZM197 253H198V252H197ZM65 254H66V253H65ZM94 254H95V253H94ZM141 254H142V252H141ZM155 254H154V255H155ZM182 254H183V253H182ZM184 254H185V250H184ZM190 254H189V253L187 254V255H188V260H189V258H191V256L189 257ZM52 255H53V254H52ZM55 255H54V256H55ZM102 255H103V254H102ZM125 255H127V254H125ZM135 255H136V253H135ZM139 255H140V254H139ZM144 255H143V257H144ZM154 255H153V256H154ZM156 255H155V256H156ZM187 255H185V256H187ZM195 255H198V254H195ZM5 256H6V255H5ZM5 256H4V257H5ZM68 256H69V255H68ZM137 256H138V255H137ZM183 256H184V255H183ZM192 256H193V255H192ZM14 257H15V256H14ZM17 257H18V256H17ZM22 257H23V256H22ZM133 257H134V256H133ZM139 257H140V256H139ZM145 257H147V256H145ZM151 257H152V256H151ZM228 257H229V256H228ZM7 258H8V257H5L4 260L7 259ZM50 258H52V257H50ZM79 258H81V257H79ZM114 258H115V257H114ZM126 258H127V257H126ZM135 258H136V257H135ZM147 258H148V257H147ZM180 258H182V255L180 256ZM183 258H184V257H183ZM183 258H182V259H183ZM10 259H11V258H10ZM10 259H8V260H10ZM24 259H23V260H24ZM64 259H63V260H64ZM67 259H68V258H67ZM77 259H78V258H77ZM103 259H104V258H103ZM121 259H122V258H121ZM128 259H129V258H128ZM132 259H133V258H132ZM148 259H149V258H148ZM151 259H152V258H151ZM182 259H180V260H182ZM202 259H203V261L201 262V264H203V262H205V261H204L205 258H202ZM2 260H3V259H2ZM4 260H3V262H4ZM23 260H22V261H23ZM50 260H51V259H50ZM61 260H60V261H61ZM114 260H115V259H114ZM138 260H139V259H138ZM142 260L144 261V259H142ZM142 260H141V261H142ZM158 260H157V261H158ZM180 260L178 259L177 262L179 263ZM195 260H196V257H195V259H194V263H195ZM199 260H200V258H199ZM208 260H209V259H208ZM230 260H231V259H230ZM0 261H1V259H0ZM13 261L15 262V260H13ZM70 261H71V259H70ZM70 261H68V262H70ZM130 261H131V260H130ZM160 261H161V260H160ZM184 261H185V263H186V260H184ZM189 261H190V260H189ZM189 261H187V264L189 263ZM191 261H192V258H191ZM191 261H190V262H191ZM7 262H11V263H13L11 260H10V261H7ZM68 262H66V263L69 264ZM131 262H132V261H131ZM133 262H134V261H133ZM161 262H162V261H161ZM180 262H181V261H180ZM15 263H16V262H15ZM15 263H14V264H15ZM74 263L76 264V262H74ZM103 263H104V262H103ZM135 263H137V262L135 261ZM141 263H142V262H141ZM164 263H163V264H164ZM178 263H176V264H178ZM192 263H193V262H192ZM194 263H193V264H194ZM196 263H197V262H196ZM198 263H200V262H198ZM211 263H212V262H211ZM0 264H2V263H0ZM5 264H8V263H5ZM9 264H10V263H9ZM16 264H18V263H16ZM61 264H62V263H61ZM63 264H64V263H63ZM131 264H133V263H131ZM138 264H139V263H138ZM161 264H162V263H161ZM172 264H174V262H173ZM179 264H180V263H179ZM183 264H184V263H183ZM206 264H208V263H206ZM209 264H210V263H209Z\"/></svg>", "mask_w": 264, "mask_h": 264}]
</instances>
